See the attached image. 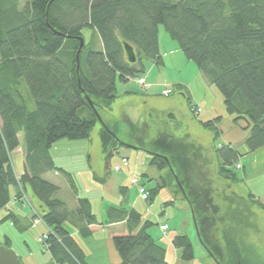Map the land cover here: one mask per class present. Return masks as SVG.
<instances>
[{
	"label": "trees",
	"instance_id": "1",
	"mask_svg": "<svg viewBox=\"0 0 264 264\" xmlns=\"http://www.w3.org/2000/svg\"><path fill=\"white\" fill-rule=\"evenodd\" d=\"M161 26L220 92L225 112L233 121L242 118L247 123L249 150L263 147L264 0H0V209H6L11 187H22L36 201L48 229L41 250L49 260L43 264H87L66 223L85 237L97 219L88 197L77 195L71 174L54 164L50 148L61 138H89L97 122L102 124L99 136L107 160L119 146L141 149L151 155V165L165 171L161 183L146 190L148 198L160 187L180 193L192 211L199 243L216 264H264L256 247L245 241L248 231H257L248 218L254 205L251 193L215 195L213 187L199 184L198 162L206 163L199 142L168 134L149 139L146 121L131 118V113L125 116L127 131L121 138L117 126L101 116L118 98V81L142 76L144 60L163 64ZM86 27L98 47L86 45ZM125 44L133 47L134 61L127 60ZM181 94L197 116L198 104H192L186 91ZM82 109L85 115H80ZM219 120L220 116L199 124L218 134ZM20 142L25 170L17 180L10 153ZM213 155L217 175L236 180L226 167L239 158L234 146L220 144ZM50 171L66 177L76 196L73 208L57 196L59 186L44 178ZM215 196L224 201L223 214ZM8 209L2 220L20 229L18 214ZM107 215L108 221H123L127 231L112 238L118 261L111 264H169L164 245L147 231L153 225L150 220L133 207L110 208ZM0 243L11 246L7 236ZM171 244L180 250L181 259H193L186 234H175Z\"/></svg>",
	"mask_w": 264,
	"mask_h": 264
},
{
	"label": "rangeland",
	"instance_id": "2",
	"mask_svg": "<svg viewBox=\"0 0 264 264\" xmlns=\"http://www.w3.org/2000/svg\"><path fill=\"white\" fill-rule=\"evenodd\" d=\"M82 31L85 36L86 45L90 46V48L98 47L99 44L98 42L96 43L97 39L92 34L91 29L86 27ZM160 31L159 39L164 36L169 42L173 43L179 52L177 54V52H174V49L170 51V48H166V54L162 53L163 64L154 65L156 74L154 79L155 84L161 85V89H163L168 84L172 85L171 83L177 78H186L190 81L193 80L195 83L194 74L200 73L196 64L186 59L184 53L180 51L177 41L169 37L166 31H164L163 26L160 27ZM177 55L182 60H179ZM171 58L176 59L172 62L170 61ZM142 74L146 77L148 69L146 68ZM199 75L201 79H204L202 74ZM140 77L131 76L127 81L117 82L116 94L118 98L112 104L111 110H103L101 112L102 118L114 121L112 123L110 121V126H117V129L120 130L119 136L121 138L126 136L127 131L124 126L125 121L123 117L127 113H131V118L146 121L147 128H149L147 135L149 139H152L157 134H168L173 137L199 142L204 149L203 157H205L206 162L204 165L203 163L201 164L203 159L198 162L196 176L199 179V184H208L210 187H213L215 195L222 192H234L243 197L251 193L250 200H254V205L252 211L248 213V218L254 221L257 231L256 233L251 230L250 232L248 231L245 241L252 243L256 247V251H259L261 254V257H264V209L260 208L257 203L259 201L264 205V146L250 151L248 145L245 143L249 131L246 126L247 123L242 118L233 121V115H228L226 112L224 117H220L217 123L219 124L220 132L214 134L211 127L205 128L199 124V120L203 118V114H200L203 108L198 104L199 109L196 112L198 115H192L188 104H186L185 97L181 94V90L172 86L173 93L168 96L151 95V84L148 81H146V84L139 83ZM127 92H130V94ZM199 92L202 93V90L200 89ZM223 105L221 107H224ZM85 114V109L80 110V115ZM101 125L100 122H97L91 129V134L87 139L68 140L61 138L50 148L54 164L71 174L74 184H76L77 195L88 197L93 206V212L95 211L97 216H100L101 198H104V202L112 203V198L114 197L112 191L105 187V183L115 172L120 174L123 171L125 172V168L129 163L132 173V167L138 165L133 174H127V178L125 177L122 181L124 182L122 183L123 185L119 187V207L122 208V205L133 207L136 203V206L140 208V213L144 220H150L153 223L147 230L148 233L152 234L161 245H167L165 243L167 237L171 235L173 237V232L190 233L192 238L195 234L192 211H190L189 204L180 193H175L170 187H160L157 190L158 192L153 194L152 199L148 198L149 194L146 199H143L139 194V185H143L146 190L155 188L158 183H161L160 176L165 172L150 164L149 159L151 155L146 150L129 149L125 146H119L112 155L109 153L110 156L108 161H106L108 166H106L105 157L107 155L101 150L99 136ZM225 135L231 136L236 140L234 148L239 154V158L231 166H226L229 171L233 170L236 180L220 178L217 175V161L213 155V150L217 149L220 144H226L223 140V136ZM124 153L130 154L129 157ZM24 154L23 142L20 143V146L15 151L10 153V163L13 166L17 180L21 179L20 175L25 170ZM124 157L126 158V163L122 161ZM145 157L147 158L146 162ZM116 165L120 169H116ZM147 168H150L152 172L148 171ZM43 175L45 179L51 180L59 186L57 196L64 199L68 205H71L76 196L73 194L64 174L50 171ZM122 189H125V191H121ZM16 190L13 187L10 188L11 195L10 200L6 204V209L5 207L0 209V242H4V238L7 236L11 241L10 248L17 253L23 264H43L49 260L48 253L41 250V243L48 229L45 226L43 218H41V212L37 208L36 201H34L29 193H25L22 187L19 186V189ZM214 199L220 206V214H223L225 211L224 201L216 196ZM9 207L22 210L27 214L25 219H21L20 217V229L16 228L11 220H2L9 212ZM69 207L72 208V206ZM163 224L167 225V229L163 230L160 228V225ZM66 226L67 228L70 227L68 223H66ZM220 227L218 225L216 229L217 237L221 236ZM193 228L194 234L191 233ZM192 243H194V256L189 263L216 264L197 238L193 239ZM104 246L103 244L102 247ZM104 248L106 249H104V255L102 256L106 257L107 247ZM102 259L99 257V261H102Z\"/></svg>",
	"mask_w": 264,
	"mask_h": 264
},
{
	"label": "crops",
	"instance_id": "3",
	"mask_svg": "<svg viewBox=\"0 0 264 264\" xmlns=\"http://www.w3.org/2000/svg\"><path fill=\"white\" fill-rule=\"evenodd\" d=\"M159 42V52H161V54H166V48H170V51L174 49V52H178L177 48L174 47L173 43L169 42L166 38H164V36H162L160 39H158ZM100 45V44H99ZM169 46V47H167ZM177 58L180 59V56L177 55ZM174 59V60H173ZM176 58H171L170 61H175ZM145 61H149V60H144L143 64H144V69H148V75L145 77V80L148 81L151 84L150 90H151V95L153 94H159L160 95V89H161V85L155 84V63L149 61V62H145ZM164 62V60H163ZM201 73H195L194 74V79H195V83L194 81H190L185 79H181V78H177L173 81V83H171L172 85L168 86L171 88L172 86L174 87H180L181 90L186 91V93L189 95L190 97V101L192 102V104H199L203 110L202 113V121H208V120H213L215 118H217L218 116H220L221 118L224 117L225 110L224 107H221L223 105L222 103V95L220 94V92H218L216 90V88L214 87V85H212L210 82L204 81L205 79H201L200 75ZM200 85V87H199ZM202 90V93L199 92L200 89ZM128 94H130V92H127ZM149 95V94H147ZM130 96V95H129ZM114 103V102H113ZM112 103V104H113ZM112 104H111V109H112ZM224 106V105H223ZM198 115V114H197ZM124 121L126 119V117H123ZM219 125V124H218ZM247 136V135H246ZM245 136V137H246ZM223 140L226 142V144L235 146V142L236 140H234L231 136H223ZM21 143V142H20ZM130 149V148H129ZM125 155H127L129 157L130 154L124 153ZM123 154V155H124ZM112 155V154H111ZM146 157H145V162H146ZM108 161V160H107ZM130 164V163H129ZM127 165L125 168V172L123 171L121 174L118 172H115L114 174H112V176L110 177V179L107 181V183H105V187L107 189H110L112 191V193L114 194V197L112 198V203L110 202H104V198L102 197V201H101V207L99 210V215L97 216V214L95 213V211L93 212V214L96 216L97 219V224L95 223L94 225H90L88 226L91 233L87 236V237H82L79 230L76 227H69V231L71 233V235L76 238L78 245L80 246V248L83 249L84 255H85V260L87 261V264H111L113 262H117L118 261V257L116 255V251L115 248L112 245V238L114 236H117L119 234H126V225H124L123 221H116V222H111L108 221V215L106 213V211L110 208H118L120 206V202L119 201V187L120 185H123L122 182L125 177L127 178V176L129 174H133L134 170H136L138 168V165H136L135 167H132L133 169V173L132 170H130V165ZM144 166V165H142ZM148 171L152 172V170H150V168H147ZM128 174V175H127ZM115 177V178H114ZM114 178V180H113ZM121 191H125V189H122ZM253 194V193H252ZM89 199V198H88ZM90 200V199H89ZM67 203V202H66ZM76 203V199L73 201V203L71 205L68 206H72V208L74 207ZM90 205H91V201H90ZM122 207L125 208H130L127 207V205H122ZM132 207V206H131ZM12 208V207H11ZM120 208V207H119ZM133 208L138 211L140 213V208L138 206L135 205L133 206ZM14 209L15 213L18 214L19 219L21 217V219H25L27 214L25 212H23L22 210H16ZM92 211H93V206H92ZM141 214V213H140ZM143 218V216H142ZM144 219V218H143ZM160 223H164V222H160ZM67 227V226H66ZM194 228L191 230V233H193ZM186 234L189 239L190 242L192 243L193 239L195 240L196 238L198 239L196 232L194 234V236H190V233H185V232H181ZM180 232H173V235L175 234H181ZM171 236L167 237V241L165 242L167 245H165V255H166V259L169 262V264H191L189 263L190 261H185L183 259H181V255H180V250L176 249L173 244H171ZM105 245L104 247H107V255L106 257L102 256L104 255V247L103 244ZM193 247H194V243H192ZM99 257L103 258L102 261H99Z\"/></svg>",
	"mask_w": 264,
	"mask_h": 264
},
{
	"label": "water",
	"instance_id": "4",
	"mask_svg": "<svg viewBox=\"0 0 264 264\" xmlns=\"http://www.w3.org/2000/svg\"><path fill=\"white\" fill-rule=\"evenodd\" d=\"M79 45L80 46H79L78 51L83 46V39L80 40ZM124 52L126 54L128 61L135 60L134 49L131 45L125 44ZM76 59H78V56L76 57ZM110 154H112V152ZM106 160H107V156L105 157V162ZM106 166H108L107 162H106ZM0 264H23V262H21L17 253L12 248L6 247L4 244L0 243Z\"/></svg>",
	"mask_w": 264,
	"mask_h": 264
},
{
	"label": "built area",
	"instance_id": "5",
	"mask_svg": "<svg viewBox=\"0 0 264 264\" xmlns=\"http://www.w3.org/2000/svg\"><path fill=\"white\" fill-rule=\"evenodd\" d=\"M139 83H141V84H146V80H145V76H144V75H142V76L139 78ZM171 93H172V88H170L168 85L165 86V87H164L163 89H161V91H160V95H162V96H168V95H170ZM198 109H199V106H194V112H195V113L197 112ZM122 161H123L124 163L127 162L125 157L122 159ZM238 166H239V165H238ZM115 168H116V169H120V167H119L118 165H116ZM132 182H134V180H132ZM138 191L140 192L139 194L141 195V197H142L143 199H146V198H147L149 192L146 191V188H145L143 185H139V187H138ZM160 228H162L163 230H165V229H167V225H166V224L160 225Z\"/></svg>",
	"mask_w": 264,
	"mask_h": 264
}]
</instances>
